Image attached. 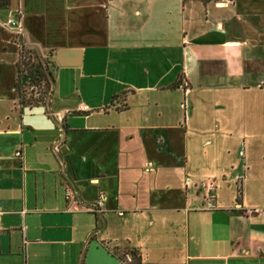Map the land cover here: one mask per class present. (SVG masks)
<instances>
[{
	"label": "crops",
	"instance_id": "1",
	"mask_svg": "<svg viewBox=\"0 0 264 264\" xmlns=\"http://www.w3.org/2000/svg\"><path fill=\"white\" fill-rule=\"evenodd\" d=\"M126 256L264 264V0H0V264Z\"/></svg>",
	"mask_w": 264,
	"mask_h": 264
},
{
	"label": "rangeland",
	"instance_id": "2",
	"mask_svg": "<svg viewBox=\"0 0 264 264\" xmlns=\"http://www.w3.org/2000/svg\"><path fill=\"white\" fill-rule=\"evenodd\" d=\"M44 61H46V60L44 59ZM20 65H21L22 69L24 70V73L25 74L27 73L29 75V78H30V81H28L27 88H24L22 85V89L24 91L23 95L28 99L45 101V99H47V97L49 95L48 94L49 91L47 92L46 88L44 87L45 82L42 85L37 86L36 84L38 82L30 76V72L28 73V69H30L32 67L33 68L35 67V69L41 67V68H43V70H45V74L48 76L49 67L47 66V64L45 62L43 63L42 61H40V58H38V56H36V54L27 53L24 57H21ZM35 77L37 78L36 75H35ZM22 82H24V79ZM49 85H50V83H49Z\"/></svg>",
	"mask_w": 264,
	"mask_h": 264
},
{
	"label": "built area",
	"instance_id": "3",
	"mask_svg": "<svg viewBox=\"0 0 264 264\" xmlns=\"http://www.w3.org/2000/svg\"><path fill=\"white\" fill-rule=\"evenodd\" d=\"M2 26L7 29L10 30L11 32H13L18 38H22V36L24 35V31H23V24L21 22V20L15 18V17H9L3 24ZM19 156V154H18ZM211 187H210V191H211ZM100 205H102V202H100ZM208 208L212 207V204L208 203L207 205ZM133 257L132 256H126L123 260H122V264H133Z\"/></svg>",
	"mask_w": 264,
	"mask_h": 264
},
{
	"label": "trees",
	"instance_id": "4",
	"mask_svg": "<svg viewBox=\"0 0 264 264\" xmlns=\"http://www.w3.org/2000/svg\"><path fill=\"white\" fill-rule=\"evenodd\" d=\"M21 67V65L19 66ZM20 69V68H19ZM30 72V76L32 78H34V80H36L39 83L45 82L44 87L46 88V91L48 92L50 90V85H49V81H48V76L45 74V70H43V68L39 67L37 69H35V67L28 69V73ZM23 72H19V80H18V85H17V90L19 92L20 95H22V88H21V76H22ZM35 75L37 76V78L35 77ZM135 264V263H133Z\"/></svg>",
	"mask_w": 264,
	"mask_h": 264
}]
</instances>
